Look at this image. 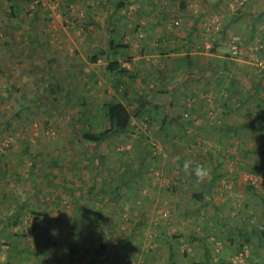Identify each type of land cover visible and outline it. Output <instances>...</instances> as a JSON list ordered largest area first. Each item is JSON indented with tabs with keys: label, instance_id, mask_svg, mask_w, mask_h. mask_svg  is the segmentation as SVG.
Segmentation results:
<instances>
[{
	"label": "rangeland",
	"instance_id": "obj_1",
	"mask_svg": "<svg viewBox=\"0 0 264 264\" xmlns=\"http://www.w3.org/2000/svg\"><path fill=\"white\" fill-rule=\"evenodd\" d=\"M149 1L0 0V59L8 50L27 54L8 60L10 68L0 67V171L10 175L0 176V264H167L173 250L179 264L205 257L210 264H264L259 237L235 235L238 228L249 234L264 225V169L251 166L264 154V131L253 130L248 140L213 136L210 129L225 128L226 123L217 114L211 89L202 97L206 110L186 97L175 107L182 109L181 119L169 123L165 107L156 109L144 98L160 101V95L168 94L137 89L132 73L115 82L108 71L111 63L136 69L135 50L148 33H137L138 20L147 22L168 8L176 30L197 16L202 2L206 7L215 3L151 0L158 3L152 11ZM230 1L232 11L246 3ZM165 2L168 6L162 7ZM182 2L189 3V16L188 9H180ZM216 23L208 26L211 34L216 28L221 33ZM34 35L42 37L37 52V43L30 40ZM234 35L240 36L229 35L224 43L229 52ZM5 39L15 42L8 47ZM110 39L130 49L111 54L106 48ZM212 39L210 49L216 47ZM250 52L243 43L237 58L249 55L252 67L264 75V66H259L263 55ZM42 53L54 70L28 67L29 61H41ZM12 60L25 65L18 67ZM66 60L69 66H64ZM150 63L156 68L154 60ZM47 74L56 88L52 98L62 96L57 104L47 101ZM118 102L133 114L129 130L98 145L81 141L75 129L102 132L107 122L98 113ZM185 160L207 169L203 182L211 183V191L216 187L211 205L194 197L203 185L185 173ZM13 173L18 178L12 180ZM250 183L259 196L244 191ZM115 187L121 189L120 202L107 199ZM100 197L107 199L105 204L96 201ZM97 208L106 217L107 235L91 213ZM179 234L181 238H174ZM102 245L110 248L100 263L97 250Z\"/></svg>",
	"mask_w": 264,
	"mask_h": 264
},
{
	"label": "crops",
	"instance_id": "obj_2",
	"mask_svg": "<svg viewBox=\"0 0 264 264\" xmlns=\"http://www.w3.org/2000/svg\"><path fill=\"white\" fill-rule=\"evenodd\" d=\"M221 1L224 0H214L215 3L212 7H206L205 2H202L197 16L189 19L187 21L189 24L184 25L182 23L176 30L173 29L172 25L175 20L168 17V8L164 9L162 16L153 15L147 22L138 20L136 23L137 33H145L146 30L148 33H145V38L142 41L139 40L141 42L136 47L138 48L135 50L137 51V53L135 52L137 58L134 59L133 63L136 69L130 71L129 68V73L124 75L127 76L125 78L124 76L118 78L116 74L112 73L111 75H113L114 81L119 82L120 78L127 80L132 73V77L136 79L135 87L137 89L150 88L168 94L160 95V101H152L149 95L144 98L149 100L148 102L156 109L168 106L169 110H166L165 115L167 116V111H170V117L167 118L169 123L178 122L181 119L182 113L180 115V111L182 109L175 107L180 104L182 99L184 104L186 97H193L195 105L197 107L200 105L201 109L206 110L205 101H202V97L207 93V89H211L215 94V104L219 109L217 114L222 113L223 121L226 123L225 128L212 127L210 131L213 136L230 138L231 135L235 137L237 135L242 140H248L253 135L251 134L254 132L253 130L258 128V130L264 131V75L257 73L249 62L250 50L255 49L264 57V0H246L244 6L235 11L230 9V0H225V3H221ZM189 2L191 1L189 0ZM155 3L157 2L149 1L147 4L149 10L153 11L154 8H157L158 3L156 5ZM168 4L169 2H165L162 7L168 6ZM187 9L186 16H189V5L185 11ZM212 18L214 19L211 21ZM216 22L222 26L221 33L216 28V31L211 34L213 29H208V26L214 27L217 25ZM233 34H239L242 37L245 51L249 54L247 57L243 59L231 57L229 48L224 43L228 41L229 35ZM41 38L34 35L30 39L31 42L37 43L34 45L35 52L41 48ZM210 38H213L214 42L217 41L213 44L216 45L213 49H210V43H212ZM9 42L8 39L4 40L5 45ZM14 42V40L11 41V43ZM8 51L10 53L3 52L1 55V68H10L8 62L10 59L22 60L24 56H27V54L22 55V53L14 55L12 51ZM124 52L118 55H122ZM153 60L157 64L156 68L150 63ZM12 63L18 67L25 65L24 61L19 62L18 60H12ZM27 65L28 67H45L47 71L54 70L52 62L43 53L41 54V61H29ZM67 65L69 66V62L66 60L64 66ZM121 65L126 68L125 65ZM224 95H228V97H224ZM177 96H179L177 99L179 101L175 99ZM224 98L226 99L224 100ZM171 106L172 108H170ZM252 118H255L256 125ZM263 136L264 134L261 135L262 138H264ZM261 148L264 149V143ZM258 160L256 165L251 166L264 169V154ZM201 184L203 189L209 190L212 196L216 187L212 188L211 191V183L201 182ZM253 194L255 195L252 192ZM203 199L208 200L209 198L206 195Z\"/></svg>",
	"mask_w": 264,
	"mask_h": 264
},
{
	"label": "trees",
	"instance_id": "obj_3",
	"mask_svg": "<svg viewBox=\"0 0 264 264\" xmlns=\"http://www.w3.org/2000/svg\"><path fill=\"white\" fill-rule=\"evenodd\" d=\"M187 8L186 2H182L180 5V9L185 11ZM14 14V12H13ZM15 16V15H14ZM111 40V39H110ZM108 40L107 42V49L109 50V52L111 54H121L122 52L128 50V46L127 45H119L114 39L113 40ZM8 47L12 45V43H7L6 44ZM96 61V59H94ZM108 69L110 71V73L112 74H116L117 77L119 78L120 76H124L126 74L129 73V70L125 69L120 63H111L108 66ZM48 74L44 76L43 78V82L46 83V87H47V91L49 93V97L46 96L47 101H49L50 103H54L56 102V99L61 98L62 96L57 97L56 99L52 98L53 95L55 96V89H54V85L53 87H51V84L48 83ZM57 104V102L55 103ZM165 107V106H164ZM172 108V106L170 107ZM165 109L169 110L168 106L165 107ZM167 118L170 117V111H167ZM100 117V115L102 114L103 117H105V120L107 122V128H105L102 132L100 133H92L91 130H87V131H83V130H79V129H75L76 133L78 134V136L81 138V141H84L87 145L92 146V145H98L100 143H102L105 139H107L108 137H110L111 135H116V134H124L126 133L131 124H132V120H133V114L129 111V109L121 102L115 103V104H108L106 106H104L100 112L98 113ZM85 118V117H83ZM72 121V120H70ZM164 122V121H163ZM171 123V122H170ZM94 153V152H92ZM94 156L92 158L95 159V154H93ZM96 162V161H94ZM100 163V161L98 162V164ZM0 176L4 177V178H8L10 177V175L8 174V172L6 170H2L0 171ZM189 176L195 181L194 176L190 175ZM16 177L18 178L17 175H15L14 173L11 175V179L14 180V178L16 179ZM245 192H251L253 191V193H255L256 196H259V189L254 186L251 185L249 187H245L244 188ZM203 193L199 194V195H194L195 198L197 199H203L204 197H206V195L208 196V200L206 202L207 205H211L212 204V196L211 193H209V190H204L202 191ZM107 199L111 200V201H115V202H120L119 200L121 199V189L120 187H115L114 190L112 191H108L107 192ZM111 195H115L119 198L116 199H111L110 196ZM261 196V195H260ZM104 197L103 198H96V201L100 204H105L106 200ZM261 206L264 207V196H261ZM74 202V201H73ZM73 207L76 208H80V205H76V203H74V205H72ZM82 206V205H81ZM216 209L218 210V207H216ZM91 213L93 214V216L96 218L97 223L103 228V230L105 231L104 234L107 235V229L108 226L105 224L107 223L106 221V217L101 213V209L97 208V209H92ZM262 213V212H260ZM223 221V219H222ZM223 226V225H222ZM224 227V226H223ZM235 235L238 238H244V237H250V236H258L259 237V246L260 248H263L264 246V225H261V227H255L253 229V231H251V233L246 234V233H242L241 230L238 228L236 229V233ZM182 235H175L174 238H181ZM243 245L241 244V247ZM73 248V247H72ZM110 248V245H102L98 250H97V259L98 261L101 263L102 259L101 257H105L107 256V252ZM74 251V248L71 249V251ZM206 253L208 254V250H206ZM206 254V256H207ZM176 256L177 254L174 252L171 253V258L169 263L167 264H179V262H177L176 260ZM192 264H210L209 258L205 257L204 259H201L197 262H194Z\"/></svg>",
	"mask_w": 264,
	"mask_h": 264
},
{
	"label": "clouds",
	"instance_id": "obj_4",
	"mask_svg": "<svg viewBox=\"0 0 264 264\" xmlns=\"http://www.w3.org/2000/svg\"><path fill=\"white\" fill-rule=\"evenodd\" d=\"M193 164V161L185 160L183 163V169L185 173L193 175L197 183L203 182L208 176L207 169L202 164H195L194 167Z\"/></svg>",
	"mask_w": 264,
	"mask_h": 264
},
{
	"label": "built area",
	"instance_id": "obj_5",
	"mask_svg": "<svg viewBox=\"0 0 264 264\" xmlns=\"http://www.w3.org/2000/svg\"><path fill=\"white\" fill-rule=\"evenodd\" d=\"M243 51V41L238 35H234L230 40V52L233 58H237ZM260 67L264 66V63L259 64Z\"/></svg>",
	"mask_w": 264,
	"mask_h": 264
}]
</instances>
